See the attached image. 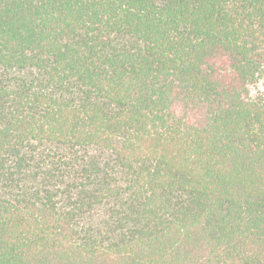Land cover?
Wrapping results in <instances>:
<instances>
[{
    "label": "trees",
    "instance_id": "trees-1",
    "mask_svg": "<svg viewBox=\"0 0 264 264\" xmlns=\"http://www.w3.org/2000/svg\"><path fill=\"white\" fill-rule=\"evenodd\" d=\"M0 264H264V0H0Z\"/></svg>",
    "mask_w": 264,
    "mask_h": 264
}]
</instances>
